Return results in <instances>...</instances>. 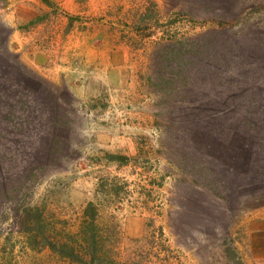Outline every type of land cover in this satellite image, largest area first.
Segmentation results:
<instances>
[{
	"label": "rangeland",
	"instance_id": "obj_1",
	"mask_svg": "<svg viewBox=\"0 0 264 264\" xmlns=\"http://www.w3.org/2000/svg\"><path fill=\"white\" fill-rule=\"evenodd\" d=\"M17 1L0 0V264H264L261 134L242 124L264 121V0ZM228 89L237 115L208 118ZM27 207L78 259L29 237Z\"/></svg>",
	"mask_w": 264,
	"mask_h": 264
},
{
	"label": "trees",
	"instance_id": "obj_2",
	"mask_svg": "<svg viewBox=\"0 0 264 264\" xmlns=\"http://www.w3.org/2000/svg\"><path fill=\"white\" fill-rule=\"evenodd\" d=\"M43 1L48 2V3L50 2L49 0H43ZM192 51H194V50H192ZM4 73H5L4 67L0 66V77L1 78H2V75ZM9 88H11V86H6L5 87V89L8 90V91H9ZM6 90H2L3 92L0 91V100H1V98H2V100L5 99L6 96L9 99H12L11 96H10V93L8 94V92ZM212 92H214V91H212ZM235 94H236V92L234 90H231V89H228L225 92L221 91V93L219 94V97L222 96L221 97L222 98V101H221L222 104H219V107L209 106L206 109L203 108L204 111L207 112L208 118H210L212 120L216 118L215 119L216 121H221V120H224V119H227V118H229V120H233V116L237 115V108L234 105V102H235V100H234L235 96L234 95ZM213 96L214 95H212L211 97L213 98ZM43 98L46 99L45 97H43ZM226 99L233 100V102H231L232 104L227 102ZM40 101H41V103H40ZM42 103H43L42 99L37 101V105L39 107H40V104H42ZM44 107L47 108L48 104H46ZM36 108H33L28 113L30 114ZM196 110H197V112L199 111L198 109H196ZM37 111L38 112H42V111H45V110L44 109H39V110L37 109ZM249 113H250V109H247L246 113L244 112L246 117H247V115ZM10 116L11 115L9 113V117ZM243 118H242V124L243 125L248 126L249 130H254L255 132H257L256 135L261 134L260 141L257 143L256 147L260 148V150L263 152V153H261V155H263V156L260 157L261 161H260L259 164H261L260 170L264 173V121L261 120V123H263V124H260L259 122L256 123L255 122L256 120H254V119H249L248 118V120H246V118L245 119H243ZM229 120L226 123L225 129L219 130L218 133H220L221 135H224V136H225V133H226V135L232 133L231 130L233 129V127H232V125L229 124L230 123ZM35 124H37V123H35ZM31 127L33 128L32 124H31ZM7 162L8 161H6L3 164L6 166ZM8 170L12 171L13 169H10L8 167ZM6 172L7 173L4 175V179L7 178L5 186H8L9 188H13V190L15 191V189L18 188V187H13L14 186L13 183H16V180L12 178V174H10L9 171L6 170ZM263 173L259 175L258 179H256L257 183L263 182L261 180L263 178ZM34 211L39 213L38 209L35 210L33 208L27 207V208L24 209L23 214L20 217V224H22L24 226V230L29 234V237L32 238V239H36V240H38V238L41 237L42 238V242L44 240V244H45L44 246L45 247L47 246V247H49L51 249L58 250V252H61L62 254H64L67 257L78 259V256L74 253L73 250H69L64 245L57 246L51 240H49L46 237H44L43 232L41 231V228H40L41 224H42L41 223V218H37L36 220L34 218H31L32 217V212H34Z\"/></svg>",
	"mask_w": 264,
	"mask_h": 264
},
{
	"label": "crops",
	"instance_id": "obj_3",
	"mask_svg": "<svg viewBox=\"0 0 264 264\" xmlns=\"http://www.w3.org/2000/svg\"><path fill=\"white\" fill-rule=\"evenodd\" d=\"M40 1V0H39ZM53 1H55V0H53ZM52 1V2H53ZM57 2H59L60 4H62L63 6H64V8L66 9V10H68V11H70L71 13H73V12H78L79 10H84V4H83V2L81 1V0H56ZM87 1V0H86ZM90 1V0H89ZM89 1H87L88 2V5H89ZM98 1V3L99 4H101V5H103V9L101 10V9H98V11L97 10H95L98 6L96 5V4H92L91 3V5H89V6H87V9H90L91 11L92 10H94L95 12H101V13H103V12H107V11H109V9H108V6H106V4L102 1V0H97ZM40 2H42V1H40ZM18 5L19 4H22L21 6H23V5H28L29 3H37V0H20V1H17L16 2ZM89 7V8H88ZM110 8V7H109ZM18 10H20L21 11V13H23L24 11L21 9V7L20 6H17V11ZM31 11V10H30ZM32 12V16H33V18L35 17V16H37L39 13H38V11L37 10H33V11H31ZM24 14V13H23ZM101 22V21H100ZM102 22H106L105 20H103ZM97 39H99V36H97ZM105 37H104V32H103V36H102V39H101V41L100 42H105Z\"/></svg>",
	"mask_w": 264,
	"mask_h": 264
}]
</instances>
